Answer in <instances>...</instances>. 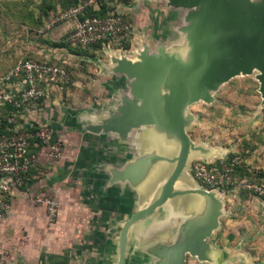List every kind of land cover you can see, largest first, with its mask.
Here are the masks:
<instances>
[{
	"label": "crops",
	"instance_id": "crops-1",
	"mask_svg": "<svg viewBox=\"0 0 264 264\" xmlns=\"http://www.w3.org/2000/svg\"><path fill=\"white\" fill-rule=\"evenodd\" d=\"M149 4L141 0L136 6L139 10L130 13L132 33L147 28L141 19L149 16ZM170 11L179 19L183 16L181 10L167 13ZM73 27L74 23L62 24L43 36L50 42L61 41ZM176 28V36L168 38L163 33L161 37H165L155 42L143 39V34V41L132 39V34L129 49L112 50L109 59H103V49L94 52L101 55L99 58L40 42L31 57L65 63L76 78L72 88L48 85L43 103L24 108L18 127L45 126L52 140L62 142L63 156L54 162L39 150L38 164L27 188L12 192L10 210L0 221V264H117L123 221L157 197L172 168L156 164L154 155L162 154L154 146L158 136L152 128L133 131L125 139L115 133L94 131L115 113L121 93L127 92L128 80L114 74L111 58L135 61L143 43L150 53L158 45L180 50L184 39ZM62 95H66L65 100ZM191 187L183 179L176 184L177 190ZM40 195L54 196L59 203V218L54 225L48 224L44 206L34 203ZM208 206L201 196L186 195L136 223L128 232L125 264H167L165 250L173 246L181 229L184 235L196 229ZM185 263L200 264L189 254Z\"/></svg>",
	"mask_w": 264,
	"mask_h": 264
},
{
	"label": "water",
	"instance_id": "water-1",
	"mask_svg": "<svg viewBox=\"0 0 264 264\" xmlns=\"http://www.w3.org/2000/svg\"><path fill=\"white\" fill-rule=\"evenodd\" d=\"M138 2L141 0H137ZM151 1V0H145ZM166 6L181 10L176 30L183 36L180 50L158 45L153 53L143 48L132 61L112 57L114 74L128 80L115 113L94 131L115 133L125 139L133 131L152 128L156 164L172 168L157 197L123 221L118 241L117 264H125L128 232L136 223L153 216L169 201L186 195L201 196L209 204L196 229L180 230L176 242L167 248V264H186V254L199 262L213 263L219 251L207 240L218 227L223 202L216 190L206 191L188 174L192 162H211L220 151L195 144L187 129L196 121L189 107L211 104L213 93L238 76L256 74L264 104V0H165ZM192 187L177 190L180 180ZM194 181V182H193Z\"/></svg>",
	"mask_w": 264,
	"mask_h": 264
},
{
	"label": "rangeland",
	"instance_id": "rangeland-1",
	"mask_svg": "<svg viewBox=\"0 0 264 264\" xmlns=\"http://www.w3.org/2000/svg\"><path fill=\"white\" fill-rule=\"evenodd\" d=\"M44 2L0 0V76L19 60L32 58L41 41L50 42L47 36L39 35L40 29L36 28L40 6H45ZM148 2L151 4L150 14L143 15L144 19H141L147 23V28L133 31L132 39L136 37V40L140 38L143 41L148 37L155 42L165 37H161L163 33L168 38L176 36L174 30L181 19L171 11L167 13L171 9H167L165 0ZM138 3L137 0H110L109 6L115 7V12L125 16L133 27L129 16L139 10L136 7ZM142 34L143 39L140 37ZM54 44H60V40ZM116 49L114 46L104 47L102 58L109 59L108 55H112V50ZM88 53L101 58L92 49ZM256 74L238 76L225 83L213 93L214 102L209 105H191L189 111L197 121L187 133L197 144L220 151L212 162L227 161L230 155L236 156L255 177L264 182V104L258 91ZM74 75L71 74L70 81L63 84V88L73 87ZM62 97L65 100L66 95ZM38 104L34 103L31 108L38 107ZM221 198L222 215L211 241L207 240L220 254L213 257V263L200 264H264V199L241 192L238 188L225 191Z\"/></svg>",
	"mask_w": 264,
	"mask_h": 264
},
{
	"label": "built area",
	"instance_id": "built-area-1",
	"mask_svg": "<svg viewBox=\"0 0 264 264\" xmlns=\"http://www.w3.org/2000/svg\"><path fill=\"white\" fill-rule=\"evenodd\" d=\"M99 1L101 0H83L79 5L58 13L38 33L45 35L62 24L74 23L73 29L65 36V42L71 46L86 47L97 43H106L109 46L128 42L132 35V26L123 15L117 12L102 18L86 15L89 8H97ZM19 78L22 79L20 84L15 88L10 87L12 80ZM57 80L65 83L70 81L63 66L32 59L19 60L8 74L0 76V111L4 106L15 109L33 106L46 95L43 84ZM8 121L12 123L14 120L10 118ZM32 140L37 141L36 147L43 149L48 159L54 162L62 159V142L52 140L45 126L16 129L11 134L0 133V221L10 210L12 192L22 189L27 180L26 175L38 164V153L29 152ZM235 166L241 167L238 157L232 158L229 163L195 160L189 172L195 183L206 191L216 190L224 195L225 189L233 186L264 199V182H253L234 176ZM34 203L44 206L49 225L58 221L60 206L54 196H37Z\"/></svg>",
	"mask_w": 264,
	"mask_h": 264
},
{
	"label": "trees",
	"instance_id": "trees-1",
	"mask_svg": "<svg viewBox=\"0 0 264 264\" xmlns=\"http://www.w3.org/2000/svg\"><path fill=\"white\" fill-rule=\"evenodd\" d=\"M83 0H45V6H40V19H37V26L36 28H39L41 29L45 24L46 22L53 16L57 15L58 13L62 12V11H65V10H68L72 7H75L77 5L80 4V2H82ZM112 1V0H111ZM123 1H127V0H123ZM109 2L110 0H101L99 1L98 3V6L97 8H89L86 12V15L88 16H96V17H99V18H102V17H105L111 13H115V7H110L109 6ZM124 19L129 23L128 19L123 16ZM36 23V22H35ZM34 23V24H35ZM50 44L51 47L53 48H57V49H62V48H66L68 49V51L70 52H75V54L77 55H86V54H89L88 53V50L89 49H92L93 52L95 51H98V50H101L103 49L104 47H107L108 45L106 43H97V44H94V45H91V46H86V47H81V46H71L69 44H67L65 42V38L62 39L60 41V44H54L55 42H47ZM109 46H114L116 47L117 49L119 50H128L129 47H130V44H129V41L122 44V45H117V44H111ZM73 49H76L78 51H75ZM28 59H32V60H35L37 62H43V61H40V60H37V59H33V58H24L22 60H28ZM45 63H48V64H51V65H56V66H63L65 68V70L67 71L68 75H69V79H71V74L74 75L71 71V69L65 64L63 65L62 63L60 62H45ZM16 65L13 64L8 70H6L4 72L3 75L5 74H8V72L13 69V67ZM22 79L19 78V79H13L12 82L10 83V87L12 88H15L17 85L20 84V81ZM63 84H65V82H62L60 80H57L53 83H45L43 84V86L45 87V93L47 95V86L48 85H54L56 87H63ZM45 95V97H46ZM45 97L41 100L38 101V106H40ZM24 108H19V109H15V108H12L10 106H4L1 108V111H0V133H3V134H11L14 132V130L18 129V130H21L22 128L18 127L19 126V123H20V115L22 114V112H24ZM12 118L14 121L12 123H9V119ZM35 126V125H34ZM34 126H29L30 128H33ZM27 127V128H29ZM31 131V129H30ZM36 144H37V141L35 140H32L31 143H30V147H29V152L31 153H38L39 150H43L41 149L39 146L36 147ZM236 156H229L227 162L229 163L232 158H234ZM36 169L33 168L27 175H26V182H25V185L22 187L21 190H25L27 188V185H28V182H29V177L31 175V173ZM233 175L234 176H237V177H240V178H246L247 180L249 181H253V182H263L262 179H259L258 176H254L253 172L250 170V168H246L244 164H242V161H241V167L240 166H235L234 167V172H233ZM233 186H229L226 188V191H230V190H233ZM235 189V188H234ZM241 192H245V191H242ZM246 194L248 192H245ZM253 195V194H252Z\"/></svg>",
	"mask_w": 264,
	"mask_h": 264
}]
</instances>
